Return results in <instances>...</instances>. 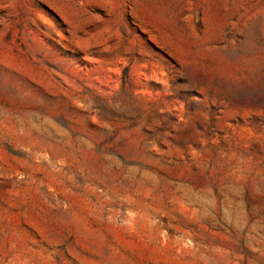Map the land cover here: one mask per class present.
I'll list each match as a JSON object with an SVG mask.
<instances>
[{"label": "rangeland", "instance_id": "rangeland-1", "mask_svg": "<svg viewBox=\"0 0 264 264\" xmlns=\"http://www.w3.org/2000/svg\"><path fill=\"white\" fill-rule=\"evenodd\" d=\"M0 264H264V0H0Z\"/></svg>", "mask_w": 264, "mask_h": 264}]
</instances>
